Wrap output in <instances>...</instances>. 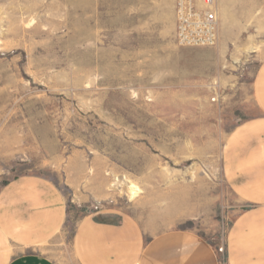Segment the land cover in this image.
Returning <instances> with one entry per match:
<instances>
[{
    "label": "rangeland",
    "instance_id": "374dc122",
    "mask_svg": "<svg viewBox=\"0 0 264 264\" xmlns=\"http://www.w3.org/2000/svg\"><path fill=\"white\" fill-rule=\"evenodd\" d=\"M216 6L217 42L181 47L174 0H0V190L36 176L62 194L64 224L37 248L55 264H80L76 226L99 210L132 216L148 239L194 231L225 263L247 205L222 154L259 115L264 0Z\"/></svg>",
    "mask_w": 264,
    "mask_h": 264
},
{
    "label": "crops",
    "instance_id": "0c3cea01",
    "mask_svg": "<svg viewBox=\"0 0 264 264\" xmlns=\"http://www.w3.org/2000/svg\"><path fill=\"white\" fill-rule=\"evenodd\" d=\"M259 115L228 137L222 173L247 206L231 222L224 264H264V61L254 79ZM66 213L62 194L36 176L0 190V264H55L37 248L60 232ZM74 248L80 264H221L217 248L191 230L175 229L149 239L138 222L112 210L88 213L78 222Z\"/></svg>",
    "mask_w": 264,
    "mask_h": 264
},
{
    "label": "built area",
    "instance_id": "2783aa9c",
    "mask_svg": "<svg viewBox=\"0 0 264 264\" xmlns=\"http://www.w3.org/2000/svg\"><path fill=\"white\" fill-rule=\"evenodd\" d=\"M217 0H174L175 42L181 47L212 46L218 39Z\"/></svg>",
    "mask_w": 264,
    "mask_h": 264
},
{
    "label": "bare ground",
    "instance_id": "6f19581e",
    "mask_svg": "<svg viewBox=\"0 0 264 264\" xmlns=\"http://www.w3.org/2000/svg\"><path fill=\"white\" fill-rule=\"evenodd\" d=\"M137 186H135V185H131L129 188L131 189V192L129 191V193H130V198H133V197H135V194L137 193L136 191H137V188H136Z\"/></svg>",
    "mask_w": 264,
    "mask_h": 264
}]
</instances>
